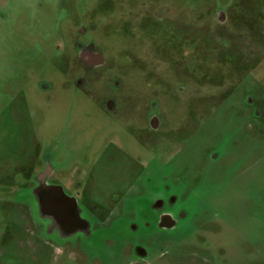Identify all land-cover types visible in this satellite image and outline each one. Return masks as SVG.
I'll return each instance as SVG.
<instances>
[{"label":"rangeland","instance_id":"obj_1","mask_svg":"<svg viewBox=\"0 0 264 264\" xmlns=\"http://www.w3.org/2000/svg\"><path fill=\"white\" fill-rule=\"evenodd\" d=\"M0 264H264V0H0Z\"/></svg>","mask_w":264,"mask_h":264}]
</instances>
